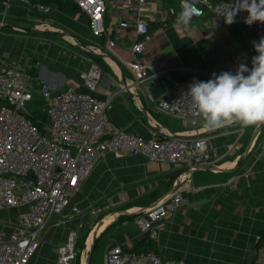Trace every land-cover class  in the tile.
I'll return each instance as SVG.
<instances>
[{
    "label": "crops",
    "instance_id": "0c3cea01",
    "mask_svg": "<svg viewBox=\"0 0 264 264\" xmlns=\"http://www.w3.org/2000/svg\"><path fill=\"white\" fill-rule=\"evenodd\" d=\"M160 5L151 0L142 7L152 39L137 58L167 74L140 84L125 64L133 59L125 46L136 36L122 6L108 5V34L98 39L91 35L88 19L80 11L51 8L48 14H42L16 3L5 8L0 2V57L30 68L35 88L51 91L74 86L88 92L81 75L93 61L102 76L90 93L98 99L110 98L106 114L114 125L142 137L148 135V121L160 126L165 134H198L217 153L212 164L193 172L141 155L107 154L100 158L73 197L82 213L91 207H106L102 213L105 220L85 239L83 250L90 240L86 260L83 262L82 251L78 264H105L111 248L118 246L132 252L149 242L162 259H184L189 264H254L256 249L264 244V162L245 153L257 141L258 137L253 138L257 128L250 135V128L236 123L214 130L204 128L202 120L184 126L158 113L154 101L167 97L175 81H207L213 73L236 71L241 63L246 64L249 48L254 50L252 57L257 55L253 42L258 43L260 38L241 23L227 25L217 19H193L184 31L172 21L163 24L158 20L154 13ZM109 39L115 42L111 49L107 47ZM99 49L106 58L98 56ZM85 53L96 55L97 61ZM259 131L258 139L262 140L264 127ZM248 169V178L241 177ZM232 177L233 189L218 186ZM176 180L184 203L150 231L141 233L131 219L117 223L119 215L135 217L164 199ZM18 212L12 209L0 216L13 218ZM63 215L60 225L41 231L40 247L28 264H57L56 249L67 233L78 222L84 223L81 238L94 223L71 214L69 209ZM109 215L112 219L106 220Z\"/></svg>",
    "mask_w": 264,
    "mask_h": 264
},
{
    "label": "built area",
    "instance_id": "2783aa9c",
    "mask_svg": "<svg viewBox=\"0 0 264 264\" xmlns=\"http://www.w3.org/2000/svg\"><path fill=\"white\" fill-rule=\"evenodd\" d=\"M71 1L88 19L91 35L98 39L108 34L105 24L108 5L122 6L136 36L125 46L133 57L125 64L134 81L140 84L146 79L167 74L166 70L154 69L137 58L152 39L148 18L142 10L151 0ZM156 1L162 4L154 13L158 20L163 24L168 21L176 24L180 0H173L174 5H167L166 0ZM194 2L203 10V15L193 19H217L222 23V13L231 8L235 0ZM1 3L5 8L12 3L31 7L42 14H48L51 10L49 6L34 3L33 0H4ZM247 16L246 11L238 12L235 23L256 32L258 38L264 37V23L246 25L244 20ZM114 45V40L109 39L107 47L111 49ZM247 52L246 64L251 69L254 50L249 48ZM97 53L106 58L100 49ZM29 69L22 67L17 60L7 62L0 57V215L12 209L19 210L13 218L0 216V264H28L40 247L41 231L60 225V219L67 209L71 214L94 220L89 234L105 220L102 213L106 207L95 206L82 213L73 203V197L96 162L107 154L141 155L149 161L170 163L187 172L212 164L217 158L208 140L198 134H165L160 126L148 121V135L142 137L114 125L106 114L110 98L98 99L90 93L102 76L100 67L93 61H89L87 70L81 75L82 84L88 92L79 91L74 86L55 91L35 88ZM192 82L175 81L167 97L154 101L155 110L180 121L184 126L187 123L196 125L200 119L191 115V102L186 96L188 85ZM145 93L148 96L146 90ZM36 97L41 99L45 112L46 120L42 127L36 126L26 111L27 103ZM261 127L264 125L258 127L255 139ZM257 142L254 157L264 162V139H257ZM249 171L246 170L241 177L248 178ZM179 185L180 182L176 180L170 194L132 219L141 233L150 231L155 223L176 212L184 203ZM218 186L233 189L235 178ZM83 228L84 223L78 222L76 228L67 233L63 244L56 249L57 264H75ZM105 264L189 263L184 259H162L152 251L134 253L116 246L107 252ZM254 264H264V244L256 249Z\"/></svg>",
    "mask_w": 264,
    "mask_h": 264
},
{
    "label": "clouds",
    "instance_id": "9594fccd",
    "mask_svg": "<svg viewBox=\"0 0 264 264\" xmlns=\"http://www.w3.org/2000/svg\"><path fill=\"white\" fill-rule=\"evenodd\" d=\"M179 7L175 22L184 30L191 27L194 17L203 15L194 0H180ZM240 11L248 13L246 25L264 23V0H235L222 13L225 24L234 23ZM253 46L257 55L252 57L251 69L241 63L235 73H213L207 81L194 80L188 85L191 115L202 120L204 128L214 130L234 123L242 128L264 125V37Z\"/></svg>",
    "mask_w": 264,
    "mask_h": 264
},
{
    "label": "trees",
    "instance_id": "16d2710c",
    "mask_svg": "<svg viewBox=\"0 0 264 264\" xmlns=\"http://www.w3.org/2000/svg\"><path fill=\"white\" fill-rule=\"evenodd\" d=\"M4 0H0V2H3ZM213 1H219V0H213ZM33 2L35 3H41V4H44V5H47L49 6L50 8H58L59 10L61 11H64V12H79L77 6L75 5V3L71 0H33ZM166 4L167 5H174V1L173 0H166ZM87 56H89L91 59L97 61L98 57L94 54H91V53H85ZM28 117L33 121V123L37 126V125H40L42 127V125L44 124L46 118L45 116L43 115V117L41 119H36V118H32L30 117V115H28ZM40 127V128H41ZM42 129V128H41ZM134 218V216H126V215H119V217L117 218V223H119L120 221H123V220H127V219H131ZM114 224V223H113ZM113 224H111L108 228H111L113 226ZM107 228V229H108ZM105 229V231L107 230ZM89 229H87L84 234L81 236L80 238V241L77 245V248H78V251L76 253V257H75V264H78L79 263V259H80V254H81V251L83 249V245H84V242H85V239L87 238L88 234H89ZM101 233L99 235V237L97 239H99L104 233ZM97 245V242L95 240L94 244H93V248H95V246ZM153 247L154 245H151V243L149 242L147 245H141L138 247L139 249H133L132 252L134 253H140V252H154L153 251ZM155 253V252H154Z\"/></svg>",
    "mask_w": 264,
    "mask_h": 264
},
{
    "label": "rangeland",
    "instance_id": "374dc122",
    "mask_svg": "<svg viewBox=\"0 0 264 264\" xmlns=\"http://www.w3.org/2000/svg\"><path fill=\"white\" fill-rule=\"evenodd\" d=\"M59 44L65 46L64 43H59ZM42 109H43V104H42V101H41V99H40L39 97L34 98L32 102H29V103H27V105H26V111H27V114L30 115V117H32V118L41 119V118L43 117V115L45 116V112H44ZM249 128H250V129H249V131H248V134L252 133L253 130H254V127H249ZM256 128H257L256 130H258V127H256ZM255 134H256V133H255ZM250 135H251V134H250ZM254 138H255V137H254ZM258 138H259V136H258ZM258 138H257V139H258ZM257 139H256V140H257ZM257 143H258V142L256 141L254 147H252L251 150H250L249 152L246 151V155H247V156H248V155L253 156L254 153H256L255 151L258 149V144H257ZM247 152H248V153H247ZM247 156H244V159H246ZM96 202H97V201H96ZM96 202H94V203H96ZM9 215H10V214H9ZM112 215H113V214H112ZM112 215H109V216H112ZM7 216H8V215H7ZM83 246H84V245H83ZM83 248H84V247H83ZM82 251H83V249H82ZM97 252H100V251H97Z\"/></svg>",
    "mask_w": 264,
    "mask_h": 264
},
{
    "label": "bare ground",
    "instance_id": "6f19581e",
    "mask_svg": "<svg viewBox=\"0 0 264 264\" xmlns=\"http://www.w3.org/2000/svg\"><path fill=\"white\" fill-rule=\"evenodd\" d=\"M109 219H112V216H109V217L106 218V220H109ZM89 246H90V240L88 241V243H87L85 249L83 250V255H82V257H83V262H85V260H86L87 252H88Z\"/></svg>",
    "mask_w": 264,
    "mask_h": 264
},
{
    "label": "water",
    "instance_id": "95a60500",
    "mask_svg": "<svg viewBox=\"0 0 264 264\" xmlns=\"http://www.w3.org/2000/svg\"><path fill=\"white\" fill-rule=\"evenodd\" d=\"M254 137H255V135H254ZM254 137H253V138H254ZM252 140H253V139H252ZM248 148H250V146H249ZM248 148H247V150H249ZM245 155H246V153H245ZM243 160H244V159H242L241 162H243ZM239 164H241V163H239Z\"/></svg>",
    "mask_w": 264,
    "mask_h": 264
}]
</instances>
